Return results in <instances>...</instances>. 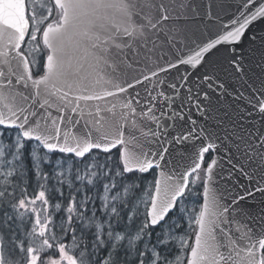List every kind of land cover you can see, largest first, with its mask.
<instances>
[{
  "label": "snow or ice",
  "instance_id": "obj_1",
  "mask_svg": "<svg viewBox=\"0 0 264 264\" xmlns=\"http://www.w3.org/2000/svg\"><path fill=\"white\" fill-rule=\"evenodd\" d=\"M257 24L264 0H0V264H264Z\"/></svg>",
  "mask_w": 264,
  "mask_h": 264
},
{
  "label": "water",
  "instance_id": "obj_2",
  "mask_svg": "<svg viewBox=\"0 0 264 264\" xmlns=\"http://www.w3.org/2000/svg\"><path fill=\"white\" fill-rule=\"evenodd\" d=\"M261 27H264V24H257V25H255L254 26V28H253V30L255 31V30H258L259 28H261ZM242 47H247V44H246V42H245V44L244 45H242ZM223 55V50H221V52H219V53H214V55H213V59H216V58H219V57H221ZM256 71H259V69H256Z\"/></svg>",
  "mask_w": 264,
  "mask_h": 264
},
{
  "label": "trees",
  "instance_id": "obj_3",
  "mask_svg": "<svg viewBox=\"0 0 264 264\" xmlns=\"http://www.w3.org/2000/svg\"><path fill=\"white\" fill-rule=\"evenodd\" d=\"M208 158V157H207ZM31 189H33V188H30L29 189V194L31 195L32 194V190Z\"/></svg>",
  "mask_w": 264,
  "mask_h": 264
},
{
  "label": "rangeland",
  "instance_id": "obj_4",
  "mask_svg": "<svg viewBox=\"0 0 264 264\" xmlns=\"http://www.w3.org/2000/svg\"><path fill=\"white\" fill-rule=\"evenodd\" d=\"M31 190H32V194H31V195H34V191H35V190H34V189H31ZM36 190H38V189H36Z\"/></svg>",
  "mask_w": 264,
  "mask_h": 264
}]
</instances>
